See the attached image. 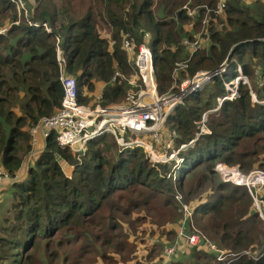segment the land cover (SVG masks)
Instances as JSON below:
<instances>
[{
    "label": "trees",
    "instance_id": "16d2710c",
    "mask_svg": "<svg viewBox=\"0 0 264 264\" xmlns=\"http://www.w3.org/2000/svg\"><path fill=\"white\" fill-rule=\"evenodd\" d=\"M28 1L32 23L46 22L59 34L64 69L76 77L81 102L98 83L105 86L103 105L124 100L128 80L112 78L117 70L134 75L124 42L138 51L146 32L160 93L171 88L176 61L190 55L184 39L201 29L212 42L178 77L216 69L229 57L228 72L189 95L167 120L177 132L176 149L195 140L179 153L176 187L191 210L185 215L172 180L145 149L121 150L112 135L90 141L78 158L53 132L38 156L30 155L29 127L54 114L63 96L57 41L43 26L19 19L11 0H0V28L10 25L0 34V172H20L0 187V264H264V219L251 194L215 170L219 161L238 162L245 172L264 169V0H227L224 16L216 12L218 0ZM239 66L249 83L240 80L238 96L208 113L211 132L195 139L196 121L217 107L226 83L240 77ZM63 162L73 167L71 177ZM161 165L163 172L170 168ZM182 223L205 236L198 245L183 240L167 257ZM207 238L224 250L223 259L207 249ZM245 249L260 252L235 258Z\"/></svg>",
    "mask_w": 264,
    "mask_h": 264
},
{
    "label": "built area",
    "instance_id": "2783aa9c",
    "mask_svg": "<svg viewBox=\"0 0 264 264\" xmlns=\"http://www.w3.org/2000/svg\"><path fill=\"white\" fill-rule=\"evenodd\" d=\"M11 1L16 5L19 13L25 10L24 0ZM225 7L226 4L223 0H220L216 7L217 14L224 11ZM184 8L187 9L190 16H194L195 11L190 9L187 4L184 5ZM15 23L18 24L19 21ZM204 23H207V18L204 20ZM34 25L39 24L34 23ZM7 29V27L0 28V33H4ZM203 38L208 40L209 37ZM150 39V32H146L143 36L144 41L138 46V51L134 49L133 44L129 40L124 42L129 59L135 54L134 63L138 69L140 78L144 82V88L140 91H130L127 96L128 104H95L96 98H93L89 103L80 102L77 79L74 75L65 72L63 61L59 58L61 70L60 81L63 87L61 104L54 114L41 117L37 123L30 127L29 132L32 152L40 140H45L51 136L53 132H56V140L59 146L62 148H70V150L80 158L85 153L86 146L90 141L100 135L109 134L116 138L121 146V150L129 147H143L147 156L157 158L158 155L155 150V143L148 141L143 138V136L146 138L150 136L156 142L160 141V130L169 112L181 104L186 97L200 91L203 85L212 80L216 75L223 76L226 74L228 72V63L227 61L224 62L216 71H203L197 73L193 78L183 81L177 87L178 91L176 88H173V90L167 92V94H160L157 89L154 52L153 48L149 45ZM202 44L200 39H197L193 45L191 43H186V45L191 48L192 52L202 48ZM116 74L123 77V74L120 72ZM235 81L234 83H231L232 81L229 82L231 83L230 87L229 83H226L229 92L237 91ZM131 83L136 84V81L132 80ZM234 85H236L235 89L232 88ZM98 98L99 97H97V99ZM221 101L220 99V102ZM205 121L206 116H204L201 121V131L197 133V135L208 132V129L205 128ZM171 138L172 139L166 141L164 145L167 152L169 149L174 148V139L173 137ZM186 146V144L182 145L180 149L186 148ZM178 152V150H173L168 154L162 155L163 158L161 159L163 162H168L174 156L178 157L175 166L171 168L170 172L166 175L168 178H173L175 182H177L178 179V169L184 161L183 158L178 156ZM217 168L225 181L246 186L253 195L264 187V169H255L249 173H243L238 167H231L226 164L217 165ZM226 168L231 169V172H225ZM19 175L20 172L16 174V177H11L7 172L1 171L0 187L10 180L17 179ZM176 198L179 202H182L180 195H176ZM255 200L258 210L264 217V202L258 198H255ZM180 206L179 209L183 210L185 215L191 214V210L186 204ZM200 239L201 236L199 234L188 233L186 229L181 226L176 240L168 247L166 256H172L182 245L183 240H186L191 245H198ZM206 245L208 248L214 249L217 252L220 251L219 259H223L224 250H220L215 243L209 242L208 239H206ZM233 255L235 258H239L242 255H250V252L244 251Z\"/></svg>",
    "mask_w": 264,
    "mask_h": 264
},
{
    "label": "crops",
    "instance_id": "0c3cea01",
    "mask_svg": "<svg viewBox=\"0 0 264 264\" xmlns=\"http://www.w3.org/2000/svg\"><path fill=\"white\" fill-rule=\"evenodd\" d=\"M220 0H218V2H219ZM245 2H246V0H244ZM226 6H227V4H226ZM16 9H17V7H16ZM190 9H192V8H190ZM18 10V9H17ZM193 10V9H192ZM27 11H28V13H29V8H27ZM22 12V11H21ZM21 12L19 13V10H18V16H19V18H20V14H21ZM190 16V15H189ZM192 17V16H191ZM31 19V18H30ZM30 19H28L27 20V22L29 23V24H34V23H32V21L30 20ZM205 20V19H204ZM204 20H203V23H204ZM20 22V21H19ZM39 25H41V26H43L44 28H45V30H46V32L48 33V34H52L53 36H55V39H56V48H57V62H58V65H59V69H60V64H59V58H61V53H62V51H61V48H60V45H59V34L58 33H56L55 32V30H53L52 28H51V26H49V24L48 23H46V22H43V23H39ZM190 27H192V24L191 23H189L188 24V28H190ZM58 37V38H57ZM212 40V39H211ZM211 44V42H208V44H206L205 46H204V49L208 46V45H210ZM186 45V44H185ZM186 47L188 48V50H189V56L187 57V58H185V59H182V60H179V61H176V63H175V68H174V73H173V82H172V85H171V88L169 89V91H171V90H173V88H176V90L178 91V89H177V87L183 82V81H185V80H187V79H191V78H193L197 73H199V72H203V71H216V70H218L224 63H222L218 68H216V69H200V70H197L196 72H195V74H193V75H185L184 77H182V78H179L178 77V72L179 71H181V70H185V69H187L188 68V66H189V60H190V58L192 57V55L195 53V52H197V51H199V50H201L202 48H200V49H198V50H196V51H194V52H192L191 51V48L190 47H188L187 45H186ZM132 57V56H131ZM129 58V57H128ZM229 58V57H228ZM228 58H227V60L226 61H228ZM61 61H62V59H61ZM129 61H130V59H129ZM131 64H132V66L134 67V75L133 76H130V77H127L124 73H122L121 71H119V70H117L116 72H115V74L113 75V80H116L117 78H125L126 77V79L128 80V85H129V89L127 90V92H126V95L124 96V100L122 101V102H119V103H111V104H115V105H121V104H128L127 103V96H128V94L130 93V91H132V90H136V91H140L142 88H144V82H143V80L140 78V76H139V72H138V69H137V67H136V65H135V63H134V58H132V60H131ZM154 67H155V65H154ZM117 72H120L121 74H123V77L122 76H118L116 73ZM60 74H61V70H60ZM220 77H223V76H221L220 75ZM60 78V77H59ZM155 78H156V82H157V89H158V81H157V77H156V72H155ZM215 78V77H214ZM213 78V79H214ZM212 79V80H213ZM132 80H135L136 81V84H132L131 83V81ZM211 81V80H210ZM210 81H208L207 83H205L204 85H203V87L200 89V90H203L204 88H205V86L210 82ZM235 81V80H234ZM61 82V81H60ZM62 84V83H61ZM104 83H98L97 84V86H96V88L91 92V93H89V94H84V96H85V99H86V101L85 102H83V103H89L90 101H92L93 100V98H96V102H95V104H102V101H103V98H104ZM169 91H167V92H169ZM158 92H159V90H158ZM167 92H164V93H160V94H167ZM231 94V92H229V90H227V87H226V95L225 96H223V97H219V98H217V102H218V105H217V107H215V108H213V110H211V109H209L208 111H206L203 115H202V117H201V119L199 120L200 122L198 123V129H199V132L201 131V129H200V126H201V121H202V119H203V117L204 116H206V121H205V128H207L208 129V132L207 133H210L211 132V130L207 127V117H208V113L209 112H212V111H217V110H219L220 108H221V106H222V104H223V102L224 101H226L227 99H229V100H232L233 98H229V95ZM239 94V93H238ZM63 97V96H62ZM97 97H99L98 99H97ZM187 98V97H186ZM185 98V99H186ZM220 99L222 100L221 102H220ZM62 100V99H61ZM257 100V99H256ZM185 101V100H184ZM182 102L181 104H179V105H182V104H185V102ZM81 102V101H80ZM61 104V103H60ZM103 105V104H102ZM178 105V106H179ZM177 106V107H178ZM176 107V108H177ZM59 108V107H58ZM57 108V109H58ZM176 108H174V109H172L171 110V112H169V114H168V117H167V119H166V121H165V123H164V125H163V127H162V129L160 130V138H161V131L163 130V128L165 127V124H166V122H167V120H168V118H169V116H170V114L176 109ZM57 109H56V111H57ZM34 125V124H33ZM31 127V126H30ZM30 127H29V129H30ZM198 132V133H199ZM175 133V134H174ZM176 130H173L171 133H170V137L166 140V141H169L170 139H172L171 137H173V139L175 138V136H176ZM29 134H30V132H29ZM202 134V133H201ZM201 134H199V135H197V133H196V137H195V139H197ZM204 134V133H203ZM30 140H31V137H30ZM165 141V142H166ZM193 141H195V140H192L191 142H189V144H191ZM194 143V142H193ZM182 145H185V144H182ZM181 145V146H182ZM186 145H188V144H186ZM193 145V144H192ZM174 147V146H173ZM37 148V149H36ZM44 148V142L42 141V140H40L39 142H38V144L36 145V147L34 148V150H33V152L34 153H32V154H30L31 156L33 155V154H35V153H38V152H40L42 149ZM181 147H179V148H172V149H169L168 150V152H172L173 150H178L179 152H178V155H179V157H181V155L179 154L180 153V151L181 150H184V149H187V148H182V149H180ZM180 149V150H179ZM37 150V151H36ZM39 154V153H38ZM38 154L37 155H33V158H35L36 156H38ZM28 157V156H27ZM183 158V157H182ZM30 159H31V157H30ZM183 160H184V158H183ZM25 162H26V160H25ZM27 163V162H26ZM63 164V163H62ZM219 164H226V165H228V166H236V167H238L240 170H241V168H240V164L238 163V162H236L235 164H229L228 162H225V161H219L216 165H215V170L216 171H218L219 173H220V171H219V169L217 168V165H219ZM175 166V163H173V164H170V167H174ZM69 167H72V166H69ZM73 168V167H72ZM255 169H259V168H255ZM255 169H252V170H255ZM252 170H250V171H252ZM242 171V170H241ZM250 171H248V172H245V171H242L243 173H249ZM25 174V172L23 171V175ZM220 175H221V178H222V180L223 181H225L224 179H223V177H222V174L220 173ZM163 176H166V175H163ZM168 178V177H167ZM169 179H171L172 180V182H173V184H174V187H175V193H174V197H175V199L177 200V198H176V195H180L181 196V201L182 202H179L178 200H177V202H178V204L179 205H183V204H186L187 206H188V208L190 209V205L188 204V203H186V201H185V199H184V194L182 193V192H180L178 189H177V187H176V184H177V182H175L174 180H173V178H169ZM226 182H229V181H226ZM230 183H232V182H230ZM232 184H234V183H232ZM234 185H236V184H234ZM237 186H241V185H237ZM248 189V188H247ZM248 191H249V189H248ZM249 193L251 194V192L249 191ZM251 196H252V199H253V206L258 210V208H257V205H256V200H255V198H258V199H261L263 202H264V187H262L261 188V190H259L258 192H256V194L255 195H253V194H251ZM181 207V206H180ZM258 212H259V215L264 219V217L261 215V213H260V211L258 210ZM189 233H197V234H199L201 237L202 236H205V235H201L199 232H198V230H197V228H195V230H193L192 232H189ZM208 240H209V242H213L212 240H210L209 238H207ZM206 245V244H205ZM216 245V244H215ZM206 247H207V245H206ZM244 251H249L250 252V255H248V256H250L251 258H255L257 255H259V252H260V250H258V253L257 254H255V252L256 251H252L251 249H245V250H243V251H241L240 253H242V252H244Z\"/></svg>",
    "mask_w": 264,
    "mask_h": 264
},
{
    "label": "rangeland",
    "instance_id": "374dc122",
    "mask_svg": "<svg viewBox=\"0 0 264 264\" xmlns=\"http://www.w3.org/2000/svg\"><path fill=\"white\" fill-rule=\"evenodd\" d=\"M25 1V10H23L22 11V13L20 14V17L21 18H25L26 20H28V19H30V15L28 14V11L26 10L27 8H29V6H30V4H29V1L28 0H24ZM223 2L225 3V4H227L228 2H227V0H223ZM246 2L248 3V2H250V0H246ZM16 11H17V14H18V10L16 9ZM220 15H222V16H224V11H222L221 13H220ZM20 19V18H19ZM220 20V19H219ZM218 20H215V22H217ZM221 21V20H220ZM13 23H15V22H13ZM193 24V23H192ZM10 27V25L7 27V28H9ZM7 31V30H6ZM6 31L4 32V33H0V34H5L6 33ZM203 37H206V38H208V40H206V39H204ZM197 39H200L201 41H202V45H203V48L202 49H204V46L206 45V44H208V42H212V40H211V34H210V31H208L207 29H201V31L198 33V34H195V38L194 39H192V40H189V39H185L184 40V44H186V43H191L192 45L195 43V41H197ZM208 46H210V45H208ZM207 46V47H208ZM206 47V48H207ZM201 49V50H202ZM134 56H135V54H133L132 55V57L130 58V62H131V60H132V58H134ZM239 68V70H238V72L240 71V77L238 78H236L235 80V82H236V85H237V91L236 92H231V94L229 95V98H235V97H237L238 96V84H239V81L240 80H243L244 82H246V83H249V80H248V78L242 73V67L241 66H239L238 67ZM202 72V71H201ZM231 83H234V80L231 82ZM231 83H229V87L231 86ZM236 85H234V87H232V88H236L235 86ZM229 87H228V89H229ZM253 98H254V100H256V96L255 95H253ZM203 120V119H202ZM207 120H208V117H207ZM197 122V125H198V123L200 122L199 120H197L196 121ZM199 132V129H198V131H197V133ZM170 133H171V131H170V124H169V121H168V123L166 122V124H165V127L163 128V130L161 131V140H160V142H159V144H155V150H156V152H157V155H158V157L156 158H153L152 156H147V158H148V160L150 161V163L153 165V166H156L157 167V170L160 172V175H167L168 174V172H170V170H171V168H173V167H170L169 168V170L167 171V172H163L164 171V169H163V166L161 165V164H173V163H176L177 162V160H178V157L177 156H174L170 161H168V162H163L161 159L163 158V156L162 155H165V154H168L169 152H167L166 150L167 149H165V147H164V145H165V141L170 137ZM143 138H145L146 139V137L145 136H143ZM151 139H152V137H151ZM153 140V139H152ZM148 141H150V142H152L151 140H150V138H148ZM154 141V140H153ZM156 142V141H155ZM155 142H152V143H155ZM194 142V141H193ZM193 142L191 143V144H189V143H187L188 145L186 146V148L188 147V146H192V144H193ZM173 145H174V141H173ZM166 151V152H165ZM179 156V155H178ZM64 164H66L65 166H64V170H65V172L67 173V175L69 176V177H71L72 176V172H73V168L72 167H69V166H71V165H69V164H67L66 162H63ZM219 165H221V164H219ZM62 166V165H61ZM182 169H183V167L181 168V170H180V172L178 171V175H179V177L181 178V176H182ZM176 170H177V168H176ZM225 172H226V169H225ZM183 224L184 223H182V226H183ZM214 243V242H213ZM168 249V248H167ZM207 249L210 251V252H217L216 250H214V249H211V248H208L207 247ZM167 251V250H166ZM219 253H221L220 251H218ZM218 252H217V254H218ZM258 253V251H256L255 252V254H257ZM220 255V254H219ZM228 257H229V255L228 254H226V259H228ZM221 260V259H220Z\"/></svg>",
    "mask_w": 264,
    "mask_h": 264
},
{
    "label": "bare ground",
    "instance_id": "6f19581e",
    "mask_svg": "<svg viewBox=\"0 0 264 264\" xmlns=\"http://www.w3.org/2000/svg\"><path fill=\"white\" fill-rule=\"evenodd\" d=\"M230 170H231V169L226 168V172L230 173V172H231Z\"/></svg>",
    "mask_w": 264,
    "mask_h": 264
}]
</instances>
